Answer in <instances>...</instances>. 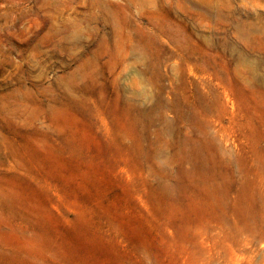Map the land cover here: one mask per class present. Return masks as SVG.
<instances>
[{
    "label": "rangeland",
    "instance_id": "obj_1",
    "mask_svg": "<svg viewBox=\"0 0 264 264\" xmlns=\"http://www.w3.org/2000/svg\"><path fill=\"white\" fill-rule=\"evenodd\" d=\"M0 264H264V0H0Z\"/></svg>",
    "mask_w": 264,
    "mask_h": 264
}]
</instances>
